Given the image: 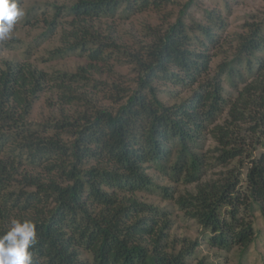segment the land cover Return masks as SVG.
Here are the masks:
<instances>
[{"label": "trees", "instance_id": "1", "mask_svg": "<svg viewBox=\"0 0 264 264\" xmlns=\"http://www.w3.org/2000/svg\"><path fill=\"white\" fill-rule=\"evenodd\" d=\"M193 2L176 13L167 9L171 0L53 1L45 11L26 9L23 22L40 29L32 40L57 38L45 62L68 55L83 61L72 71L45 69L29 58L33 42L22 60L0 57V236L13 219L33 221V264H210L194 257L197 239L170 235L168 211L137 195L156 189L236 264L260 239L254 223L264 218V151L253 155L252 140L245 149L239 132L247 124L250 136L264 138V15L245 21L232 53L209 73L226 16L206 7L194 18ZM149 11L162 14L161 23L143 22L141 37L128 31L131 44L122 41L113 20ZM102 20L110 23L102 27ZM115 63L130 66V85ZM105 72L109 79L96 76ZM224 81L240 87L234 98L224 97ZM44 95L55 111L33 124L29 114ZM207 134L217 142L219 164L246 150L243 177L230 169L193 190L156 185L148 170L198 181Z\"/></svg>", "mask_w": 264, "mask_h": 264}, {"label": "rangeland", "instance_id": "2", "mask_svg": "<svg viewBox=\"0 0 264 264\" xmlns=\"http://www.w3.org/2000/svg\"><path fill=\"white\" fill-rule=\"evenodd\" d=\"M53 1L63 3L65 5L69 4L72 0H24V4L22 8L26 11L31 6L40 7V10H46V4H51ZM187 0H171V3L168 4L167 9L172 10L174 13L180 8L181 4ZM49 6V5H48ZM47 6V7H48ZM206 7H216L222 11V13L226 16V29L222 33L223 45L218 48H211V52L215 53L213 60L211 62V73L216 65V63L221 60V58L227 57L230 53H232V48L234 46V33L241 30L243 24L247 20L262 18L264 15V0H194L193 4L190 6L188 12L194 18H200L203 14V9ZM159 13V12H158ZM153 11L144 12L141 14H136L129 19H118L113 20V24L116 27L117 35L122 38V41L131 44V37L126 35L125 33L131 31L133 35H137V37H141L138 30L141 29V24L143 22L151 23V24H159L162 21V14H158ZM189 18L186 19V21ZM102 27H105L107 23H110L108 20H102L97 22ZM40 31L38 27H33L32 25L23 22L21 18L13 28L12 36L9 40L4 41L9 43L10 47L2 46L0 47V57L1 59H12V60H22L26 57L24 52L26 46L29 43H32L33 53L32 55H28V57L35 61L38 66H42L45 69L49 68H59L72 71L75 67L82 63V59L77 57L76 55H68L61 60L47 61L43 60V57L46 56L47 49L51 48L57 43V38H53L51 40H47L43 43H36L32 38ZM0 41V45H1ZM36 58L38 60H36ZM115 70L121 75H126L125 79L127 80L126 86L130 85L128 81H130L129 77H131V68L129 65L115 63ZM119 74V75H120ZM99 78H110L108 73L105 72L103 75L100 73L96 74ZM129 76V77H128ZM240 86V85H239ZM240 88V87H239ZM238 88V89H239ZM236 88L231 87L227 82L224 81V97L226 99L234 98L236 96L237 90ZM101 94V93H100ZM183 95H188V91H185ZM102 98V96H100ZM166 100V99H164ZM102 103L107 106H112L113 103L108 101L107 99L102 98ZM46 102V96H42L38 101L35 102L31 114H29L28 120H30L33 124L42 121L45 116L50 115L55 111V108H51ZM227 119V110L225 109L219 116L216 121L217 124L223 125L224 120ZM248 127L247 124H243L242 129L239 132V137L243 139L245 142L244 148L250 150V140L256 141L253 144L256 145V150L252 152L253 155H256L259 151H264V138H260L255 140L254 136H250L248 131L245 130ZM257 141L259 144H257ZM243 143V142H242ZM217 142L210 135L207 134V138L204 142L203 148L201 149V157H202V165H201V173L198 181H186L183 176H180L177 180L170 178L168 176L163 175L162 173H154L151 170H148L152 175L156 185L158 184H166L168 186H174L179 190H183L184 188L193 190L195 185L199 182L209 180L212 178L218 177L221 172H225L227 170H234L241 172V176L243 177L244 172L246 171V167L248 165V158L246 150L241 155H238L228 162L219 164L216 161L215 157V147ZM198 175V173H197ZM142 200H145L148 203H153L156 206L164 208L168 211L171 220V229L170 235L178 237V239L185 237L186 239H197L198 244L195 247V255L194 257H205L210 264H236L235 259L225 258L226 253L223 251H219L215 248H212L209 244L203 240V230L202 228L193 220H189L183 217L182 213L178 211L176 206L172 204L170 201L163 200L161 198L158 189H156L155 193L152 194H137ZM254 227L258 229V234L260 239L257 240L255 246L249 249V252L245 258L244 264H264V218L257 216L255 218ZM262 239V241H261Z\"/></svg>", "mask_w": 264, "mask_h": 264}, {"label": "clouds", "instance_id": "3", "mask_svg": "<svg viewBox=\"0 0 264 264\" xmlns=\"http://www.w3.org/2000/svg\"><path fill=\"white\" fill-rule=\"evenodd\" d=\"M25 16L17 0H0V41L11 38L14 25ZM38 241L37 225L31 220L11 221V228L0 236V264H33L32 249Z\"/></svg>", "mask_w": 264, "mask_h": 264}]
</instances>
